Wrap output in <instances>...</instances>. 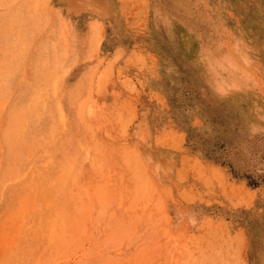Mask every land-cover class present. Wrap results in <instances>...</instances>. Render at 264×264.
<instances>
[{"label":"rangeland","instance_id":"rangeland-1","mask_svg":"<svg viewBox=\"0 0 264 264\" xmlns=\"http://www.w3.org/2000/svg\"><path fill=\"white\" fill-rule=\"evenodd\" d=\"M0 107V264H264V0H0Z\"/></svg>","mask_w":264,"mask_h":264},{"label":"bare ground","instance_id":"bare-ground-1","mask_svg":"<svg viewBox=\"0 0 264 264\" xmlns=\"http://www.w3.org/2000/svg\"><path fill=\"white\" fill-rule=\"evenodd\" d=\"M92 11H93V13L95 14V15H97V16H100V17H105L106 16V13H107V11L106 10H104L102 7H99V6H93L92 7ZM217 69L218 70H221V69H223L224 67L223 66H221L220 64H217ZM225 69V68H224ZM227 69H229V68H227ZM217 70V71H218ZM108 71L109 70H107L106 72H105V74H103L101 77H99L100 79H99V82L97 83V86L96 87H99V86H101L102 85V83H104V81H105V77L107 76V73H108ZM216 71V70H215ZM216 73V72H215ZM220 85V84H219ZM223 85V84H222ZM219 87H221V85L219 86ZM226 88V87H225ZM218 89V88H217ZM227 89V88H226ZM95 90H97V89H95ZM33 107H35V106H33ZM1 108V107H0ZM36 108V107H35ZM35 111V110H34ZM30 112V111H29ZM87 113H89V112H87ZM36 114V113H35ZM85 118V117H84ZM23 125H24V123H23ZM146 144V143H145ZM57 263V262H56Z\"/></svg>","mask_w":264,"mask_h":264}]
</instances>
